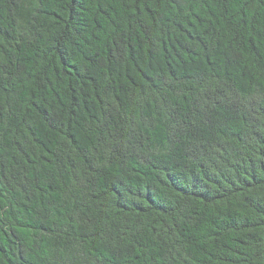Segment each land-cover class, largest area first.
<instances>
[{
	"label": "trees",
	"instance_id": "trees-1",
	"mask_svg": "<svg viewBox=\"0 0 264 264\" xmlns=\"http://www.w3.org/2000/svg\"><path fill=\"white\" fill-rule=\"evenodd\" d=\"M0 264H264V0H0Z\"/></svg>",
	"mask_w": 264,
	"mask_h": 264
}]
</instances>
